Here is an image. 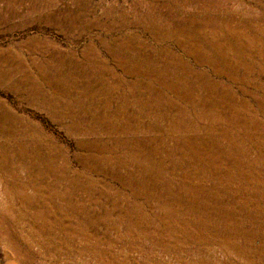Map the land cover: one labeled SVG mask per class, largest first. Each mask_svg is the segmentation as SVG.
<instances>
[{
    "label": "rangeland",
    "instance_id": "1",
    "mask_svg": "<svg viewBox=\"0 0 264 264\" xmlns=\"http://www.w3.org/2000/svg\"><path fill=\"white\" fill-rule=\"evenodd\" d=\"M0 264H264V0H0Z\"/></svg>",
    "mask_w": 264,
    "mask_h": 264
},
{
    "label": "bare ground",
    "instance_id": "2",
    "mask_svg": "<svg viewBox=\"0 0 264 264\" xmlns=\"http://www.w3.org/2000/svg\"><path fill=\"white\" fill-rule=\"evenodd\" d=\"M11 198V197H10Z\"/></svg>",
    "mask_w": 264,
    "mask_h": 264
}]
</instances>
